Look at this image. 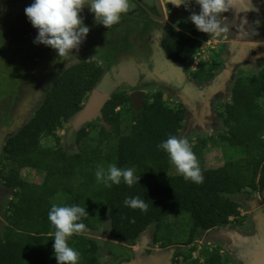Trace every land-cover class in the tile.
Segmentation results:
<instances>
[{
  "label": "trees",
  "instance_id": "1",
  "mask_svg": "<svg viewBox=\"0 0 264 264\" xmlns=\"http://www.w3.org/2000/svg\"><path fill=\"white\" fill-rule=\"evenodd\" d=\"M180 27V32L168 31L163 46L171 60L187 63L212 35L198 31L191 22ZM218 68L217 63H204L196 78L210 82ZM104 72L97 61L67 68L29 122L4 146L0 179L13 199L7 223L0 230V264H57L51 235L55 229L48 220L52 203L85 207L87 232H96L109 221L112 238L128 245H135L154 226V242L164 248L177 245L171 217L185 220L182 226L190 228L186 242L190 245L198 233L224 227L241 216L236 195L245 190L264 192V107L259 102L264 99V68L257 75H240L232 88V101L222 104L218 113L225 128L221 144L243 149L244 158L208 169L201 151L207 141L191 143L202 162V184L172 176L169 158L158 148L169 135L180 136L187 112L182 104L172 107L162 92L148 96L139 112L128 93L116 92L103 110L111 130L93 122L76 131L65 145L58 130L82 110ZM129 108L131 122L125 119ZM50 143L55 145H45ZM109 164L134 167L139 183L129 187L121 182L111 188L97 184V167L107 168ZM25 169L44 173L43 183L21 177ZM135 196L148 203L146 213L124 206L126 197ZM69 244L81 253L80 264H100L101 247L96 240L74 235ZM208 256L207 264H223L219 255Z\"/></svg>",
  "mask_w": 264,
  "mask_h": 264
},
{
  "label": "rangeland",
  "instance_id": "2",
  "mask_svg": "<svg viewBox=\"0 0 264 264\" xmlns=\"http://www.w3.org/2000/svg\"><path fill=\"white\" fill-rule=\"evenodd\" d=\"M253 4L257 11L254 12H249L247 14L243 15H234L230 16L225 15L228 18V22H230L231 17H237L238 18V23L240 27L236 26V30L234 35L231 36L233 40H245L247 42H255L261 43L262 46L260 49L262 50V53H264V0H253ZM189 9L191 11H195L199 13V6L195 3V0H192V3L189 5ZM177 9L175 10V14L178 12ZM183 10V9H182ZM190 10H184L186 15H190L191 11ZM20 15H25V12L22 10ZM83 14H81L82 16ZM181 15V14H179ZM176 15L175 19L173 20L174 26L178 24L181 16ZM84 16V15H83ZM246 18V22H242V20ZM232 19V18H231ZM89 26H96L93 31L96 32L98 30V26L95 23L89 22ZM237 24V23H236ZM87 25V24H86ZM30 26V27H29ZM101 29H104L105 27L103 25H100ZM29 31V33H35L36 29H34L31 24L26 27ZM25 30V27L23 28ZM240 29L242 30V34L240 33ZM96 41L97 39H100V35L96 36ZM225 38H217L218 41H223L224 42ZM25 42H19L20 46L21 44H24ZM84 43V42H83ZM97 42H95L96 44ZM25 45V44H24ZM23 45V46H24ZM40 47L44 51L48 50V55L49 58H58V54L50 47L44 46L40 44ZM83 47V44L80 46ZM39 48V50H41ZM38 49V48H37ZM36 49V50H37ZM85 49V48H84ZM90 49V48H89ZM35 49L33 51H36ZM86 50V49H85ZM74 51V50H73ZM79 51H81L79 49ZM207 51V49H206ZM95 52H97V48H95ZM211 50H208L206 54L200 53L198 54L194 59L191 61V67L195 66L194 62H197L199 64H196V66H202V60H207L206 62H210L211 56L210 53ZM53 53V56H52ZM73 53V52H72ZM35 52L30 53V49L27 50L23 56L25 59L23 64H18L17 65L21 68L24 69L26 68L27 62L26 59H30V56H34ZM40 57H43V53L40 55ZM61 59V58H60ZM59 59V60H60ZM44 64L47 66L46 68L43 67L41 70V74L46 77V82L43 86H48L50 87L52 84V81L54 80V76L58 72L61 71L60 68H54L50 69L48 66H51L48 64L47 60L44 61ZM59 66V65H58ZM63 67L62 65H60ZM53 68V67H52ZM65 68V67H63ZM17 69V68H16ZM38 68H36V72ZM63 70V69H62ZM19 71V70H16ZM24 72V71H20ZM14 71L7 70V69H2L0 70V119H2V115H6V108L3 106L6 104V101L8 103L12 104L14 103V97L15 94L13 93L15 89L17 90L18 88L14 84V81L12 80ZM27 74V73H25ZM213 81L212 83L202 86V88H198V91L195 92L193 99H189L190 101H186L187 107L189 110V114H187V119H186V127L184 128V131L181 134V137H187L193 145H197L199 142L198 140L204 139L207 141L205 148H202L201 151L203 153V159H204V166L208 169H215L219 168L222 165H224L227 162L231 161H237L242 158H244V150L240 148H230L225 144L224 142L221 144L220 141V135L225 133V128L223 124L221 123V118L219 116V112L222 111L221 105L223 104L221 101L223 100V97H230L226 96L230 94V88L227 89V87H223V89H220V93L222 94L223 97H220V93L216 92V88H220L221 86L219 85V82ZM151 90L153 87L150 88ZM215 92V93H214ZM90 97V96H89ZM88 97V98H89ZM150 97V96H149ZM148 97V98H149ZM196 100V101H195ZM87 101V100H86ZM198 101V102H197ZM226 102V100H223ZM260 105L264 107V99L259 100ZM86 103V102H85ZM38 103L35 102L31 110H26L28 111L27 114H33L35 110L38 108ZM202 108V114L200 113ZM21 108H17L15 110V123L13 127H8V128H3L0 127V171L3 169V166L5 162L2 160V156L4 153V146L7 143V141L12 137V135H15L16 129H21L23 125H25V117L22 115V112H24ZM129 111V112H128ZM126 111L127 114H125V119L128 122H131V109ZM33 112V113H32ZM36 113V112H35ZM189 116V118H188ZM5 124H10L9 120L4 121ZM98 123V122H97ZM12 124V123H11ZM27 124V123H26ZM1 125V124H0ZM70 123L68 125H65L63 128L59 129L57 134L61 137L62 141L65 142V145L68 146V143L70 142V139L74 137L75 132L73 135L70 134ZM111 130V128H110ZM192 133V134H190ZM46 141V140H45ZM46 146L50 145H55L54 143L45 144ZM200 166H202V162H200ZM5 173L8 172V170L4 171ZM170 174L172 176H179L177 173L176 169L174 166H172ZM44 173L40 171H34L30 169H25L21 171V177H23L27 181L34 182L35 184H41L43 183L44 179ZM13 197L11 194V191L8 190L4 182L0 179V230H3V227L6 225V216L9 215V203L12 201ZM234 199L239 202L241 205V216L237 219L231 222L230 224L216 228L207 232H201L198 233L197 236L195 237L193 243L190 245H186V242L188 241L189 237V227H184L182 226V223H184V219L182 217H177L173 216L169 219L170 223H174V227L172 230V233H174V241L179 245L178 247L179 253L176 256V264H207V259L208 253H212L214 256L219 255L222 258L223 264H231V255L230 253H227L226 251V243L224 241H220L217 237L220 238V235L218 232L221 230L223 231V235L227 236L229 241H231V236L235 238V235H237L238 231L241 233H250L253 229V206L254 204L258 207V209L264 210V192L263 193H258V192H252L245 190L241 194L236 195ZM60 202H62V199H60ZM152 228V227H151ZM153 230L155 233V227L153 226ZM221 229V230H220ZM224 229V230H223ZM110 222L106 221L104 226L99 230L97 233H90L88 236L89 237H94L97 238L99 242V248L103 245L106 244V242L111 239L114 240L111 237V232H110ZM236 233V234H235ZM222 235V234H221ZM243 235V234H242ZM240 236V234H239ZM241 237V236H240ZM107 238V239H106ZM106 239V240H105ZM236 239V238H235ZM117 241V240H114ZM112 242V241H111ZM117 244L124 245L121 242H115ZM138 242L134 245L138 251L140 248L137 246ZM158 246V245H156ZM159 247L162 248L164 251L171 249L172 247H166L163 248L162 244H159ZM107 249L101 250V253L99 252L98 254V259L100 261V264H106L107 258L103 255V253L108 252V249L112 250L115 249L116 251L119 250L118 246L116 244H112V246L107 245ZM100 250V249H99ZM127 250V249H126ZM132 250H127V253H130ZM223 253V254H222ZM240 256V255H239ZM237 258V257H236ZM196 262V263H195ZM243 264L244 262L241 261Z\"/></svg>",
  "mask_w": 264,
  "mask_h": 264
},
{
  "label": "clouds",
  "instance_id": "3",
  "mask_svg": "<svg viewBox=\"0 0 264 264\" xmlns=\"http://www.w3.org/2000/svg\"><path fill=\"white\" fill-rule=\"evenodd\" d=\"M89 2L95 22L107 29L118 25L123 15L136 8L133 0H34L24 10L28 21L38 32L33 43L52 48L60 58L69 63L80 62L72 52H79L89 34L90 29L84 25L81 16L84 6ZM191 3L192 0H167V4L177 8L184 6L186 10H190ZM195 3L199 6V13L190 10L188 19L198 31L209 36L218 37L230 31L225 13L231 12L239 16L241 13L257 11L253 0H195ZM246 21V18L242 20ZM158 148L167 154L170 164L185 181L203 183L204 175L199 159L187 137L169 135ZM95 178L97 184H103L106 188L118 186L121 182L132 187L139 183L140 175L136 174L134 167L121 168L116 164H109L107 168L98 166ZM123 203L125 207L143 213L149 209L148 203L139 196L126 197ZM86 218L88 213L85 207L52 203L48 220L55 229L51 235L54 237L53 250L57 264H80L81 253L71 247L69 241L74 235H82L88 231L83 222Z\"/></svg>",
  "mask_w": 264,
  "mask_h": 264
},
{
  "label": "flooded vegetation",
  "instance_id": "4",
  "mask_svg": "<svg viewBox=\"0 0 264 264\" xmlns=\"http://www.w3.org/2000/svg\"><path fill=\"white\" fill-rule=\"evenodd\" d=\"M33 2L34 0H0V68L3 66V64H5L6 67H11L10 69L14 71L12 77V80H15L14 84L23 83L25 81L36 83V79L38 78L35 77L36 74H34V72H36V68H38L37 71L41 72L43 67H47L44 64L45 60H47L48 64L51 65L48 66L50 69H54L58 65L59 67H61L60 65L65 67V65L72 64L67 62L64 58L60 59L59 56L58 58H55L53 53L52 56L54 58H49L48 50L44 51V48L42 49L40 45L33 43L34 39L38 35V32L36 30V32L33 34L29 33L26 27H28V25L31 23L28 21L26 15H20L21 11H24L25 8ZM133 2L136 4V8L130 11L128 14L123 15L121 22L118 25H114L111 29H101L92 16L84 13V16L82 15L84 25L90 29L89 34L84 40V43H82L86 50L83 47H80L81 51L77 53L76 50H74L72 54L77 56L79 61L87 57H94L96 55L103 60L106 58L104 61H106V64H110V67H112V65H117L118 67H131L136 61V65L140 67V78L143 80L147 79L150 73L153 74L155 72V67L165 72L164 68H161L162 64L157 63L161 61L162 57H159L157 53H155L156 50L154 47L157 42L156 39L160 41V36L164 33L167 35L168 31L172 29L170 26L165 25V20L167 18L174 20L175 16L179 14H181V18H183L186 16L184 11L186 9L184 6L177 8L172 4H167V0H133ZM177 9L180 10H178V12L175 14V10ZM89 22L97 24L98 30L96 32L93 31L96 26H94V24L93 26H89ZM24 27L25 30L23 29ZM89 35H92V37H90L92 40H90ZM95 35H100L102 37L99 42V46H97V50H99V52L97 51L98 53L95 52L96 46L92 48L93 38H96ZM19 42H25V45L21 44L20 46ZM39 48H41V50H39ZM29 49L31 54L32 52H35V54L34 56H30V59H26V68L21 69L17 65L16 61L20 62L18 64H23L25 60L23 56ZM34 49L37 50L33 51ZM42 53L43 57H40ZM110 57L112 58L110 59ZM7 60H11V63ZM27 69H29V71H27ZM26 72H30L29 76L31 79H33V81L28 80L27 77H25ZM40 76H42V74H40ZM37 84L39 87L37 100L44 102V99L49 92V88H47V86L40 85L38 82ZM15 105V101L13 104L8 103L7 101V105L5 104L4 107L6 108V115H2V119H0V127H8L5 125L4 121L12 120V111ZM15 110L16 109H14V111ZM258 207L259 206L257 205L255 208H253V213L258 210ZM153 229V227L149 228L138 239L137 246L140 248V250H142L140 251L141 253H138L139 251L134 245H128L127 243L121 245L113 242L112 240H108L105 245L101 246V250L107 249L106 246H112V244H116L119 250L116 251L113 249L112 251L108 249V252L103 253V255L107 258L106 264H125L138 259V256H141V259L147 258L148 260V257L151 256L153 252L158 251L168 253L173 248H176V252L172 259V264H176L175 260L180 250L178 247L180 246L175 245L171 249L164 251L159 247V244L154 242ZM218 234L220 235V238H217L220 239L221 242L224 241L226 243V251L231 255V264H243L238 260V258H236L231 249L241 254V252L244 251L243 248L245 246L244 243H246V240L254 239L259 235V231L257 229L256 223L254 222L253 229L250 233L245 234L238 231L237 235H235L237 236V242H234L232 236L231 241H229V238L223 235L222 230L221 233L219 231ZM126 249L132 251L127 253Z\"/></svg>",
  "mask_w": 264,
  "mask_h": 264
},
{
  "label": "crops",
  "instance_id": "5",
  "mask_svg": "<svg viewBox=\"0 0 264 264\" xmlns=\"http://www.w3.org/2000/svg\"><path fill=\"white\" fill-rule=\"evenodd\" d=\"M84 13L88 15H93L92 17L94 18V14L88 13L86 9H83L81 14H84ZM228 14L230 16H234L231 12L225 13L224 15H228ZM240 15H243V13H241ZM179 16L182 17V15H179ZM189 16L190 15H186L183 18H181L178 24H176L175 26L173 24L174 23L173 19L167 18L165 20V25L170 26L176 32H180L181 31L180 26L182 23L191 22L188 19ZM231 18H230V22L226 21L229 24L230 31L227 34H222L221 36H218V37L212 35L208 41L203 43L201 49L198 52V54L202 52L203 54H206L208 50H211L210 52L211 53L210 54L211 64H214V63L219 64L218 70L214 72V75H215L214 79L207 83H202L196 78V75L199 73V71H201V66H196V64H199V63L194 62L195 66L191 67L192 60H190L187 63H178V62L171 60L168 57L164 49V46H163V40L166 36L165 33L160 36L161 37L160 41L156 39L157 42L154 47V49L156 50L155 53H157L159 57H162L161 61L157 63L162 64L161 68H164L165 72L155 67V72L153 74L150 73L149 77H147V79L145 80L140 78L141 77L140 67L136 65V61H135V64L133 63V66L131 67L130 66L118 67L117 65H112V67H108V70H107V65H110V64H106V61H104L106 58H104L103 60L102 58L100 59L99 57H97V55L94 57H87L83 60H80V62L97 61L99 64L103 65L105 69L103 77L105 76V74H109L110 78L114 80L111 86L112 92L110 94V97H112L113 94H115L116 92L120 90L125 91L129 95H131L132 92L134 91H141L145 93V98H147L148 96H152L155 93L162 92L164 95V100L168 102L172 107H178L180 104L186 107V110H187L186 119H187V114H189V110H188L186 101H190L191 99H193V96L195 92L198 91V88H202V86H206L216 80L217 82H219V85L221 86L220 88L218 87L216 88L217 93H220L219 92L220 89H223L224 86L227 87V89L229 88L231 89L230 94L227 95V96H230L229 98L228 97L224 98L221 93L219 95L220 97H223V100H226V102H224L223 100L221 101L223 104L230 103L232 101L231 100L232 88L236 80L239 78V76L240 75H244V76L257 75L264 68V53H262V50L260 49L262 44L261 43L256 44L255 42H247L245 40H239V39L233 40L231 36L234 35L236 26L240 27V25L237 22L238 21L237 17H231ZM100 25L101 24H98V26ZM240 33L242 34L241 29H240ZM90 37H92V35H89V38ZM219 37L223 39L225 38L224 42L223 41L217 42L216 40ZM96 38H93L92 48H94L95 46L97 48V46H99V42L102 37H100V39H97V41H96ZM90 40H92V38H90ZM95 42L97 43L95 44ZM97 51L99 52V50ZM166 56L168 60L166 59ZM111 58L112 57H110V59ZM7 61L10 62L11 60H7ZM202 61H204L202 62V64L209 63V62H206L207 60H202ZM16 62L20 63L18 61ZM80 62H75L69 65H65V68L57 66L56 68H60L61 71L58 72L56 75H53L55 78L52 81L51 86L67 68L77 63H80ZM10 68H11L10 66L6 67V65L3 64L0 70L2 69L11 70ZM209 68H210L209 66L206 67V71L209 70ZM27 71H29V69H27ZM29 74L30 72L27 73L25 77H27L28 80L33 81V79L30 78ZM34 74H36L35 77L38 78L36 79V83H32L31 81H25L23 83H16L15 85H17L16 87L18 89H17V92H16V89L13 92L15 94L14 101L16 103V105L14 106V109H17V108H21L22 110L25 109V111L22 112V115L26 119L24 124L29 122L31 117L35 114V112L37 111V109L40 107V105L43 102V101L37 100V95L39 92V87H38L37 82L43 86L47 79L43 75L40 76L41 72H34ZM51 86L48 88L50 89ZM151 87H153L152 90L150 89ZM35 102L39 104V105L37 104L38 108L35 110L34 113L32 112L33 114H27L28 111L26 110L28 109L31 110V107ZM10 104H12V102ZM6 105H7V101H6ZM3 107H5V105ZM14 109L12 111L13 118L12 120H9L10 124H5L8 127H13L16 121L14 117L15 116ZM200 109H201L200 113L202 114L201 106H200ZM185 122H184V128L186 127ZM221 123L223 124L222 120H221ZM184 128L180 132V137H181L182 132L184 131ZM19 130L16 129V133L19 132ZM97 232H99V230L96 232H86L82 235L97 241L98 240L97 238L88 236L90 233H97ZM114 240L112 241L116 242Z\"/></svg>",
  "mask_w": 264,
  "mask_h": 264
},
{
  "label": "water",
  "instance_id": "6",
  "mask_svg": "<svg viewBox=\"0 0 264 264\" xmlns=\"http://www.w3.org/2000/svg\"><path fill=\"white\" fill-rule=\"evenodd\" d=\"M84 9L90 14H94L90 11V2L84 6ZM93 16V15H90ZM166 59L168 60L167 56ZM113 80L110 78L109 74H105L102 82L94 89L90 97L87 99L82 110L73 118L70 123V134L73 135L74 132L80 131L84 126L98 122L100 125L106 127L110 130L111 126L104 120L103 110L107 103L111 100V86ZM133 108L136 111H142L145 105V93L141 91H136L130 95ZM255 204L253 208H255ZM253 220L256 223L259 235L254 239H247L244 243V251L241 254L235 252L231 249L234 255L239 261H243L245 264H264V210L258 209L253 213ZM237 236H235L236 238ZM234 239V242L237 240ZM121 242V241H116ZM124 244V242H121ZM250 244V245H249ZM242 246V247H243ZM176 252V248H173L168 253L164 252H153L151 256L146 259H138L125 263V264H172V259ZM141 253V252H138ZM240 255V256H239Z\"/></svg>",
  "mask_w": 264,
  "mask_h": 264
},
{
  "label": "bare ground",
  "instance_id": "7",
  "mask_svg": "<svg viewBox=\"0 0 264 264\" xmlns=\"http://www.w3.org/2000/svg\"><path fill=\"white\" fill-rule=\"evenodd\" d=\"M108 67H110L109 65H108ZM108 67H107V70H108ZM227 96V95H226ZM188 118H189V116H188Z\"/></svg>",
  "mask_w": 264,
  "mask_h": 264
}]
</instances>
